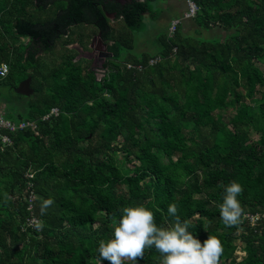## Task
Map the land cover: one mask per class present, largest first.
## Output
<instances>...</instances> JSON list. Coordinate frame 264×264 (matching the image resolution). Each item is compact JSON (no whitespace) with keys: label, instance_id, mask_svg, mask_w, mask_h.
Returning a JSON list of instances; mask_svg holds the SVG:
<instances>
[{"label":"trees","instance_id":"1","mask_svg":"<svg viewBox=\"0 0 264 264\" xmlns=\"http://www.w3.org/2000/svg\"><path fill=\"white\" fill-rule=\"evenodd\" d=\"M151 1L0 0V65L8 66L0 86L30 78L33 91L24 113L9 108L3 117L34 121L37 133L0 142V264H100L99 242L113 238L121 209L145 206L170 227L173 203L202 243L221 241L219 264H264V230L227 227L219 212L232 181L243 187L246 214L264 211V0H194L197 31L218 27L222 37L179 25L157 37L152 53L133 54ZM80 25L105 46L103 75L73 55L42 72L38 56ZM52 108L57 116L41 120ZM28 182L39 232L25 226ZM49 197L55 202L41 216ZM160 260L146 249L137 264Z\"/></svg>","mask_w":264,"mask_h":264},{"label":"clouds","instance_id":"2","mask_svg":"<svg viewBox=\"0 0 264 264\" xmlns=\"http://www.w3.org/2000/svg\"><path fill=\"white\" fill-rule=\"evenodd\" d=\"M242 192V185L236 181L225 187L219 212L227 227L241 224L246 216L238 199ZM54 202L51 197L42 200L40 215H46ZM167 214L174 218V223L170 227H163L156 224L154 213L145 206L121 209L113 238L99 242L97 251L100 264L104 261L108 264H125V261L137 264L143 259L145 250L153 248L161 256L160 264H219L223 246L218 238L208 236L202 243L189 231L190 222L181 221L178 206L174 203L168 206ZM29 226L39 232L43 230L44 223L33 218Z\"/></svg>","mask_w":264,"mask_h":264},{"label":"rangeland","instance_id":"3","mask_svg":"<svg viewBox=\"0 0 264 264\" xmlns=\"http://www.w3.org/2000/svg\"><path fill=\"white\" fill-rule=\"evenodd\" d=\"M117 1L120 2L122 0ZM150 7L151 16L148 14L142 16V21L146 29L141 34L135 36L134 47L132 50L133 54H140L142 52L152 53L155 50L157 37L166 33L171 19L174 17H180L183 14L185 3L184 0H152ZM28 11L30 10L28 9ZM53 13L54 10L52 9V16ZM107 17L110 26L115 30H118L121 25L120 20L115 19L113 15H108ZM180 26L184 29L185 33H189L193 36L219 38L224 35V32L218 27H215L210 31H197L192 19L182 20ZM197 32H199V34ZM99 39L98 32L92 26L80 25L72 27L67 33V38L60 39L52 52L38 56L40 60V70L45 72L47 69L57 66L64 61L67 55H73L74 62L82 60L83 64L86 65L87 68L92 69L96 78L99 79L105 71V69L99 66V63L102 62L104 64L105 61L109 59V55L106 54L104 49L105 46ZM65 40H68L69 42L66 47L63 45ZM19 43H25V41L20 40L15 48H17ZM68 50L70 52H68ZM31 84V79L29 78L30 89ZM32 93V89L28 95H23L17 91V88L15 89L6 85L0 86L1 115L4 116L9 108L13 109V114L24 113L26 111L27 100H29ZM258 97L259 95H256V98ZM245 102L252 104L249 100H245ZM224 117L227 118L228 114H224ZM117 155L119 156L120 153H117ZM233 244L237 245L238 239H233ZM236 256L239 260L243 257V253L238 249ZM221 264H229V262L222 261Z\"/></svg>","mask_w":264,"mask_h":264},{"label":"built area","instance_id":"4","mask_svg":"<svg viewBox=\"0 0 264 264\" xmlns=\"http://www.w3.org/2000/svg\"><path fill=\"white\" fill-rule=\"evenodd\" d=\"M185 3V10L183 14L170 21L167 33L168 36H171L177 26H179L182 22V20H189L193 19L198 11V8L194 2V0H184ZM157 59H151L149 61V64L152 65L155 62H157ZM129 67V66H128ZM8 73V66L6 64H1L0 65V79H3ZM58 109L57 108H52L49 113L41 118V120H46L50 116H57L58 114ZM29 129L33 131L35 134L36 133V123L34 121H21V122H12L10 120L5 119L1 113H0V142L2 144V147L5 146H10L11 145V139L8 134H14L16 131H21ZM27 179L32 178V173L27 172L24 175ZM27 190H29L28 197L26 199L27 201V211H28V216L25 219V226L27 228H33L30 227L29 224L33 220V218H36L33 215V201H34V193L30 189V183H27ZM37 219V218H36ZM243 223L246 224L249 228L254 229L256 232H261L264 230V211L263 212H257L254 214H246L245 217L242 218Z\"/></svg>","mask_w":264,"mask_h":264},{"label":"water","instance_id":"5","mask_svg":"<svg viewBox=\"0 0 264 264\" xmlns=\"http://www.w3.org/2000/svg\"><path fill=\"white\" fill-rule=\"evenodd\" d=\"M17 91L23 95H28L31 92L29 87V78H26L18 84Z\"/></svg>","mask_w":264,"mask_h":264},{"label":"flooded vegetation","instance_id":"6","mask_svg":"<svg viewBox=\"0 0 264 264\" xmlns=\"http://www.w3.org/2000/svg\"><path fill=\"white\" fill-rule=\"evenodd\" d=\"M114 1H117V0H114ZM120 2H121V1H120ZM99 40H100V39H99ZM104 49H105V47H104ZM105 52H106V50H105ZM106 54H107V53H106ZM92 62H93V60H92ZM103 65H104V64H103L102 62L99 63V66H100V67H102Z\"/></svg>","mask_w":264,"mask_h":264},{"label":"crops","instance_id":"7","mask_svg":"<svg viewBox=\"0 0 264 264\" xmlns=\"http://www.w3.org/2000/svg\"><path fill=\"white\" fill-rule=\"evenodd\" d=\"M184 10H185V8H184ZM175 18H178V17H174L173 19H175ZM173 19H171V20H173Z\"/></svg>","mask_w":264,"mask_h":264}]
</instances>
